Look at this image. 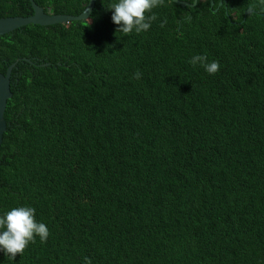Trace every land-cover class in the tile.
<instances>
[{
    "label": "trees",
    "instance_id": "obj_1",
    "mask_svg": "<svg viewBox=\"0 0 264 264\" xmlns=\"http://www.w3.org/2000/svg\"><path fill=\"white\" fill-rule=\"evenodd\" d=\"M34 1L68 16L88 3ZM111 2L0 36V74L15 64L0 214L28 205L49 230L0 264H264V6L164 0L125 35ZM31 14L0 0V18Z\"/></svg>",
    "mask_w": 264,
    "mask_h": 264
},
{
    "label": "clouds",
    "instance_id": "obj_2",
    "mask_svg": "<svg viewBox=\"0 0 264 264\" xmlns=\"http://www.w3.org/2000/svg\"><path fill=\"white\" fill-rule=\"evenodd\" d=\"M163 3L164 0H113L106 9L111 10V21L118 26L116 32L125 35L133 32L140 34L142 31H148L151 21L155 19L154 14L146 16V13H151ZM259 3L264 6V0H259ZM249 11L251 12L252 9ZM190 63L194 66L199 63L210 75L219 69L218 62H206V57L203 55H194ZM140 75L139 72L134 74L136 79H139ZM37 236L43 243L49 236V230L45 223L36 220L33 207L17 206L0 214V252L9 259L15 260L30 243L35 242Z\"/></svg>",
    "mask_w": 264,
    "mask_h": 264
},
{
    "label": "water",
    "instance_id": "obj_3",
    "mask_svg": "<svg viewBox=\"0 0 264 264\" xmlns=\"http://www.w3.org/2000/svg\"><path fill=\"white\" fill-rule=\"evenodd\" d=\"M96 0H88L84 10L77 16H68L63 14H51L45 13L43 8L38 6L34 0H29L32 14L27 17H5L0 18V36L12 33L14 30L27 26V25H38V26H51L57 24H68L72 21H86L90 16ZM173 3L181 7H194L198 0H193L192 3L182 0H171ZM222 2H219L218 7L221 6ZM210 6H213V0H210ZM214 12L217 9L213 10ZM46 63L40 65L41 67L48 66ZM15 64L7 68L5 75L0 74V145L2 143L3 134L6 131L7 124L4 119V112L6 109L7 100L11 98L10 92V76L11 71Z\"/></svg>",
    "mask_w": 264,
    "mask_h": 264
}]
</instances>
